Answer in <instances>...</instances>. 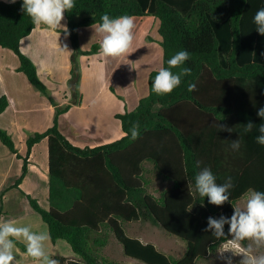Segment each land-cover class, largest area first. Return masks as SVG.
Listing matches in <instances>:
<instances>
[{"label":"trees","instance_id":"1","mask_svg":"<svg viewBox=\"0 0 264 264\" xmlns=\"http://www.w3.org/2000/svg\"><path fill=\"white\" fill-rule=\"evenodd\" d=\"M75 7L65 13L68 36L73 48L70 59L69 88L73 100L78 95V57L97 53L80 50L77 29L102 23L101 16L154 17L159 21L157 34L162 50V66L179 51L189 59L182 67L191 75L182 77L171 94L157 95L147 79V95L134 110L117 115L122 138L95 148L73 147L58 129V118L70 105L55 107L53 124L43 133L26 139V157L21 158L6 131L0 129V142L17 159H22L17 188L27 172V157L32 147L47 140L48 209L27 197L29 206L47 226L52 243L65 241L83 264H108L100 259V250L108 241L107 229L123 246L126 257L143 264H194L215 256L225 238L216 239L208 227V218H230L233 207L249 190L264 191V146L256 142L259 124L264 120L257 111L264 107V36L256 31L255 13L264 8V0H74ZM23 0L0 1V48L8 49L19 61L17 72L41 94L48 96L32 61L20 51V42L35 29L22 9ZM178 72L179 69H172ZM189 84L196 90L189 91ZM113 91V90H112ZM50 98V97H49ZM71 103H74L72 101ZM7 107L0 98V114ZM251 121L256 125L244 131ZM133 124L139 137L131 138ZM219 126L231 131L222 130ZM127 134V135H126ZM239 139V150L230 145ZM152 167L170 188L158 198L147 193L145 165ZM199 164V166H197ZM209 168L216 182L231 177L234 187L230 200L215 206L201 197L195 176ZM150 221L167 234L185 243L181 259L169 258L152 245H143L126 237L122 224ZM15 245L26 253L18 241ZM59 264L65 259L54 257Z\"/></svg>","mask_w":264,"mask_h":264},{"label":"crops","instance_id":"2","mask_svg":"<svg viewBox=\"0 0 264 264\" xmlns=\"http://www.w3.org/2000/svg\"><path fill=\"white\" fill-rule=\"evenodd\" d=\"M0 1L7 2V0ZM133 18L134 22L140 25L143 30L141 33L142 38L145 34L152 41L145 43L141 39L139 45L135 47L136 50L130 56L124 55L112 58L100 55V43L98 41L94 43L97 40L95 37L99 33L97 31L98 25L77 29L80 50L88 52L93 44L98 45V50L93 55L80 56L77 59L81 70V79L78 95L74 97V100L69 88L70 59L73 48L68 33L63 32L61 29L53 30L45 25H35L33 32L20 42L21 53L28 57L36 67L39 78L46 86L50 98L37 91L22 73L17 72L19 66L17 56L8 49L0 48V98L5 97L7 100V107L0 114V129L10 135L21 158L26 157V139L35 133L45 132L53 124L55 107L50 99L58 107L70 105L69 109L59 116L58 129L73 147L79 149L95 148L122 138L123 132L116 116L123 114L125 111L134 110L138 101L147 95L149 74L154 70H158L156 68L160 63L162 66L160 37L157 34L159 21L150 16ZM62 24L67 26L66 18L62 21ZM145 24L148 25L145 27ZM153 34H156V40L153 39ZM65 45H67L68 50H62ZM89 64L93 68V72L90 74L87 73L90 68ZM123 64H125L123 69L130 70L132 81H126L127 79L117 80V86L122 93L119 95L120 99L113 100L112 90L117 88L112 86L111 79L116 69ZM123 69L118 74L119 76H125L126 73ZM141 71L146 87L143 89V86L138 90L135 77L132 75ZM72 101L74 103H71ZM113 101H116L117 104ZM21 170L22 159H17L0 142V190L5 185L7 189H12L14 193H22L26 196L25 203H21L12 213L7 212L3 217L0 214V223L9 220L15 224L18 221L17 226L29 227L30 230L36 233H48L47 226L31 209L27 200V197L37 200L38 196H43L46 206L41 205L38 200L37 202L42 208L48 209L46 139L41 140L32 147L27 157V172L18 187L15 188L13 186L21 175ZM152 196L158 198L160 194L159 196ZM2 198H4V195H2ZM122 229L126 237L135 239L143 245H152L163 255L172 258L173 253L164 238L166 232L157 225L150 221H133L123 223ZM102 231L108 235L107 244L100 250L102 261L108 264H143L126 257L123 246L116 238L107 229ZM18 242L26 247V242L22 239ZM64 243L66 242L63 240L52 243L49 239L45 245L46 253L53 259L54 257L65 259L62 264H83L82 260L73 254L69 245ZM219 251L223 250L218 249ZM13 252L15 256L14 264H43L42 261H34L16 245ZM218 252L215 256L220 258ZM209 258L210 256L199 259L194 264L200 260L207 262ZM214 264H217V262Z\"/></svg>","mask_w":264,"mask_h":264},{"label":"clouds","instance_id":"3","mask_svg":"<svg viewBox=\"0 0 264 264\" xmlns=\"http://www.w3.org/2000/svg\"><path fill=\"white\" fill-rule=\"evenodd\" d=\"M15 3L16 0H7ZM75 7L74 0H23L22 9L31 18L35 25H45L53 30L61 29L68 33L66 25L62 24L65 13L70 12ZM102 23L97 31L102 34L100 43V55L104 57L118 58L129 55L132 48L135 34V22L132 16H120L111 18L108 14L101 16ZM253 22L256 31L264 36V8L255 13ZM62 50H68L67 45ZM189 59L187 51H179L167 61V68H160L152 81V91L157 95L171 94L180 86L182 77L191 75V69L182 67ZM172 69H179L173 72ZM189 91H195V84H189ZM257 115L264 120V107L257 111ZM254 125L249 121L244 128L246 133L251 132ZM222 130L231 131L223 128ZM133 140L139 137V126L133 124L131 129ZM259 135L256 142L264 146V123L259 124ZM127 135V134H126ZM230 147L235 151L240 148L239 139L233 140ZM199 166V164H197ZM195 187L198 194L207 198L208 202L215 206H222L230 200V189L234 187L231 177H227L223 184L216 182V176L209 168H203L195 176ZM225 225H228V243L223 251H219V256L225 264H232L231 257H225L226 251L239 255V264H264V191L249 190L245 207H233V214L230 218L220 219L208 218V227L205 231H210L216 239L225 238ZM23 240L26 242V253L34 261H42L43 264H59V261L51 258L46 253V242L49 241V234L46 232L36 233L29 227L17 226L6 221L0 223V264H14L15 256L13 249L14 241ZM247 241L248 243L244 244ZM259 253V254H258Z\"/></svg>","mask_w":264,"mask_h":264},{"label":"rangeland","instance_id":"4","mask_svg":"<svg viewBox=\"0 0 264 264\" xmlns=\"http://www.w3.org/2000/svg\"><path fill=\"white\" fill-rule=\"evenodd\" d=\"M147 25L148 24H145L144 26L146 27ZM142 32H143V30L141 29V26L135 23V29H134L135 39H134L132 48L129 50L130 52H132L131 54L134 53V51L136 50L135 47H136V45H139V43L141 42V39L144 40L145 43L152 41V39L149 36L146 37L145 34H143V38H142V36H141ZM98 35H100V36H98ZM152 37H153L154 40L157 39L156 34H153ZM95 39H97V40L94 43H97V41L99 43H101L102 35L97 33V37H95ZM92 47L90 48L91 51L93 49ZM131 54H129L128 56H130ZM90 64H89L90 68H89V70H87L88 74L93 72L92 65H90ZM107 66L109 67V64ZM124 66H125V64H123L122 66L118 67L116 69V71L114 72V76L111 79L112 80L111 81L112 82V86L117 88V89L113 88V91H112L113 100L120 99L119 95L122 93V92H120L119 87L117 86V83H116L117 80H123V79L125 80V79H127L126 81H132V78L130 77V75H131L130 70L127 71L126 69H123ZM160 68H161V63L159 64V66L156 69L159 70ZM122 69L126 73L125 76H122V75L119 76L118 75V74L121 73ZM79 74H80V79H81V70L80 69H79ZM132 76L135 77L136 84L138 85L137 86L138 90H140V88L143 87V86H144L143 89H145L146 82L143 79L142 71L138 72L137 74H134ZM142 93H143V91H142ZM114 103H116V101ZM145 171H146L145 176L148 179V184H149L148 187H147V193L148 194L159 196V194H160V192L162 190L168 189L170 187V185L168 183L162 181L154 173V171L152 170V167L150 165H148V164L145 165ZM247 194L240 201L237 202L235 207H239V208H242V209L245 207ZM2 195H4V198H2ZM36 199L38 200V202L41 205L46 206V201H45V198L43 196H38ZM25 200H26V196H24L22 193H17V192L14 193V191H12V189L9 190L4 185L2 187V189L0 190V214H1V217L5 216V214L7 212L12 213V211L17 209L18 206L21 205V203H25ZM8 219H10V218H8ZM15 219H17V218H15ZM17 223H18V221H16L15 224H17ZM164 238H165L166 243L168 244V246H170V249H171V251L173 253L171 257L173 259H180L184 255V252H185V243L183 241H181L180 239H177L176 237H174L172 235H169L167 233H165V237ZM227 243H228V241H226L224 244H221L219 249L223 250ZM247 243H248L247 241L244 242L245 246H246ZM64 244H66V243H64ZM260 251L264 252V249H261ZM223 255L225 257H231L232 258V264H239V261L241 260V257L239 255H234L230 251L224 252ZM217 258H218V256L217 257L216 256H210V258L207 259L208 260L207 262L200 260L196 264H214L215 262H217V264H225V261L223 259H221V258L217 259Z\"/></svg>","mask_w":264,"mask_h":264}]
</instances>
